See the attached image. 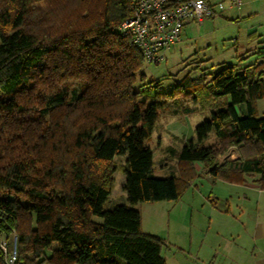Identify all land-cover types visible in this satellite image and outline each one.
<instances>
[{
	"label": "trees",
	"instance_id": "1",
	"mask_svg": "<svg viewBox=\"0 0 264 264\" xmlns=\"http://www.w3.org/2000/svg\"><path fill=\"white\" fill-rule=\"evenodd\" d=\"M131 3L0 0V264H166L161 240L140 229L138 203L178 199L196 164L228 182L256 174L264 188V45L255 63H221L209 80L135 88L146 60L118 31ZM70 79L80 89L68 96ZM212 100L220 105L194 137L168 148L178 173L158 176L147 143L160 113ZM232 146L240 157L218 161ZM116 156L127 204L107 209Z\"/></svg>",
	"mask_w": 264,
	"mask_h": 264
},
{
	"label": "rangeland",
	"instance_id": "2",
	"mask_svg": "<svg viewBox=\"0 0 264 264\" xmlns=\"http://www.w3.org/2000/svg\"><path fill=\"white\" fill-rule=\"evenodd\" d=\"M221 1L223 2L222 9L216 5L214 6V13L206 17L201 23L193 21L181 29L180 41L172 44L165 51L164 61L156 64L148 61L143 62L141 73L144 74V78L142 81L139 77L137 78L135 88L144 83L146 87L152 85L153 90L163 92L172 88L185 77L197 79L205 75L206 80H209L210 75L221 63L236 64L239 62L238 58L244 52L243 42L247 39L248 28L252 21L239 23L238 20L230 18L236 13L237 8L235 6L229 8V0ZM67 12L62 9L59 16H66ZM256 36L258 35L256 34ZM151 81L153 83H150ZM64 84L68 96H71L74 90L78 92L80 89V81L74 79H70ZM261 104L262 109H264V101ZM218 105H220L219 101L212 100L206 102L202 110L195 107V110L188 114H174L172 109L176 105L169 104V108L160 113L147 143L153 152L158 176L169 175L171 172L178 173L177 159L170 154L168 148L179 150L184 140L193 138L196 125L209 119L211 110H215ZM256 109L257 113L260 114L259 108ZM237 111L240 115L245 114V104H238ZM124 158L123 156L113 158L112 164L115 166L111 175L113 185L110 196L104 204L107 209L117 204H127L126 193L123 190L125 177L122 168ZM229 159L233 158L231 153L227 151L219 157L218 161ZM193 181L195 184H199V188L195 189L194 185L191 188L184 186L176 200L144 201L136 206L140 212L141 231L161 240L162 254L165 257L166 264H202L176 248L178 246L176 241L178 240L174 234L175 212L192 205L194 198L201 200L199 195H201V192H205L204 189L207 190L204 193L206 194L205 199L209 194L210 186L206 185L209 184L207 180L198 175ZM192 194L196 196H192ZM211 197L216 201L213 198L214 196ZM188 213H178V215H183L185 225H188ZM94 220L99 222L101 218L95 216ZM201 229L199 228L195 239L196 249L201 242ZM10 240L12 241L13 254L16 248L15 235H12L8 242ZM185 243L186 247L189 246V239H186ZM0 247L6 249L4 238L0 240ZM9 261L13 262L11 259Z\"/></svg>",
	"mask_w": 264,
	"mask_h": 264
},
{
	"label": "crops",
	"instance_id": "3",
	"mask_svg": "<svg viewBox=\"0 0 264 264\" xmlns=\"http://www.w3.org/2000/svg\"><path fill=\"white\" fill-rule=\"evenodd\" d=\"M218 1L221 0H210L213 10ZM236 8V13L230 18L239 23L252 21L247 39L243 42L244 52L238 58L239 62L233 64L244 68L258 61L256 52L264 45V0H242ZM262 101L264 97L256 102L258 115H264ZM228 152L233 158L231 160L240 157L235 146L230 147ZM195 172L189 187L194 185L195 189L199 188L193 180L200 175L208 181L206 185L210 186V190L206 199L204 193L207 190L204 189V193L200 191L201 200L194 198L192 205L175 212L176 248L202 264H264V188L257 182L258 175L246 174L240 182H228L214 179L202 164H196ZM182 212H189L188 225L183 222V215H178ZM199 228H202L201 242L196 249ZM186 239H189L187 247Z\"/></svg>",
	"mask_w": 264,
	"mask_h": 264
},
{
	"label": "built area",
	"instance_id": "4",
	"mask_svg": "<svg viewBox=\"0 0 264 264\" xmlns=\"http://www.w3.org/2000/svg\"><path fill=\"white\" fill-rule=\"evenodd\" d=\"M242 0H229L238 7ZM223 8V2L215 3ZM214 13L210 0H132L131 14L118 31L126 35L150 63L165 60V51L180 41L181 29L190 22L201 23ZM14 253L11 260L14 259Z\"/></svg>",
	"mask_w": 264,
	"mask_h": 264
}]
</instances>
